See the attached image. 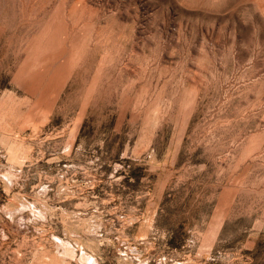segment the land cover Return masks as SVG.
Segmentation results:
<instances>
[{"label": "rangeland", "instance_id": "rangeland-1", "mask_svg": "<svg viewBox=\"0 0 264 264\" xmlns=\"http://www.w3.org/2000/svg\"><path fill=\"white\" fill-rule=\"evenodd\" d=\"M0 264H264V0H0Z\"/></svg>", "mask_w": 264, "mask_h": 264}]
</instances>
